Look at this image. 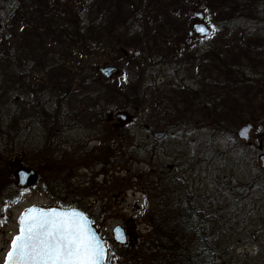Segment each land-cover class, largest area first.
<instances>
[{"label":"rangeland","instance_id":"obj_1","mask_svg":"<svg viewBox=\"0 0 264 264\" xmlns=\"http://www.w3.org/2000/svg\"><path fill=\"white\" fill-rule=\"evenodd\" d=\"M4 1L11 8L0 22V264L25 210L75 205L94 222L112 264H153L162 241L149 217L157 199L180 205L169 194L179 184L190 201L206 195L197 210L211 222L204 236L217 264H264L257 159L264 155V0ZM71 7L87 19L83 33L69 19ZM193 12L203 15L209 37L187 36ZM83 55L92 57L88 66ZM136 61L161 65L147 105L138 121L112 120L129 116L125 76ZM105 66L116 69L107 79L99 73ZM233 68L260 78L243 80ZM247 122L254 125L248 146L229 133ZM136 123L167 135L134 154L115 131ZM103 149L115 154L102 166L95 157ZM19 168L34 173L32 186L18 187ZM150 180L160 188L147 191ZM223 216L238 226L224 227ZM117 226L123 245L112 239ZM171 263L183 264L182 255Z\"/></svg>","mask_w":264,"mask_h":264},{"label":"trees","instance_id":"obj_2","mask_svg":"<svg viewBox=\"0 0 264 264\" xmlns=\"http://www.w3.org/2000/svg\"><path fill=\"white\" fill-rule=\"evenodd\" d=\"M8 5L9 3L7 1L5 2L4 0H0V22L2 16L10 11L11 6ZM68 12H69L68 16L69 19L71 20V23L73 22L77 28H80L79 30H81V33H83L87 26V19L84 16H82V14L79 13L78 8L71 7L69 8ZM130 28L131 27H129L128 29ZM88 57L89 56L87 55L84 56V61H85L84 66H88L91 62L92 57L89 58ZM84 66L78 70L79 73H83ZM159 68H161V65L158 66L154 62L139 63V61H136L134 62V74L125 76L126 77L125 80H127L128 83L126 90H128V92L131 94V99H132L131 103L133 105L127 103V107L123 109L128 111L129 113L128 117L131 120L135 119L138 116V114H141L144 107H146L148 102L146 97V92L149 89V87L153 85L154 83L153 80L155 78L154 75L159 73L158 70ZM232 70L237 74V76H239L241 79L246 81L251 80L255 82L258 81L260 78L257 75H248V73L237 68H233ZM24 72L25 71L23 70V73ZM219 122H216L218 127L215 130L216 131L219 130L220 131L219 135H220L222 132L218 128H220L222 123ZM56 123H60V121H57ZM151 132L152 130L150 129L149 126L147 127L144 124L139 125V123L138 124L136 123V125L134 124V126L131 125V130L129 131L116 130L115 135L126 137L123 140L130 141V145L133 148L132 152L134 154H138V152L136 151V147L140 146L142 142H144V144L146 145L148 144L147 143L148 141H150L149 143L155 142L153 139H151L150 136ZM229 133H230V137L235 138V132L234 133L229 132ZM146 145H144L143 148H145ZM88 154L90 156L93 154V152L89 151ZM114 154H115L114 151L110 152L107 149H103V153L100 154V157L98 155L95 158H101L100 164L103 166L104 164H107L106 161H108L109 158H112ZM129 155H131V152H129ZM120 164L123 165L122 161H120ZM160 182L161 181L153 182L150 180L148 185H150L151 187H148L147 191H151L154 189L156 190L160 188ZM180 187L181 184H179L178 186L174 185L173 188L174 190L172 191L170 190L169 192L171 197L173 199H177L178 201L182 197ZM48 192H50L53 195L57 194V196H59L60 198L62 196L60 195V193H58V191H50L48 189ZM74 196L78 197L77 194ZM198 198L199 199L197 202V208H194L193 211H189V212L185 211L187 209L188 210L192 209L191 205L188 203L190 200L188 195H186L185 198L180 201V205L182 202H185V204L182 205L181 207L180 206L176 207L175 205L173 206L171 201H168V204L163 206L160 200L157 199V203L159 204L158 205L159 210L155 214V216L149 217L150 218L149 222L154 228V230L152 231V236L156 237L157 241L158 239L161 240L162 243L160 246L156 247L155 251L152 252L151 258L153 264H172L171 258H177V257L180 258L181 255H182L183 264H186L185 261L192 264H217L215 257H217L219 254L216 250H214V248L213 249L211 248L213 244H210L211 241L205 237L206 224L210 225L211 222L209 221V217L204 219L200 214L201 211L197 210L198 207H200L199 202H202L203 199H206V195L203 194L202 197H198ZM209 206L211 207V205ZM75 207L82 210V208L78 207L77 205H75ZM221 219L224 220V225H223L224 227L227 226L232 227V225H236L235 221H230L229 217L223 216V218L221 217ZM171 222H174L175 225L174 226L169 225ZM236 226H238V224ZM219 238H223V237L221 236ZM216 244H217V249H219L221 246V240H217ZM180 246L182 248L184 247V249H182ZM111 256L112 257L109 260L111 261L112 264L113 262L112 260L114 258V254L112 253V251H111Z\"/></svg>","mask_w":264,"mask_h":264},{"label":"snow or ice","instance_id":"obj_3","mask_svg":"<svg viewBox=\"0 0 264 264\" xmlns=\"http://www.w3.org/2000/svg\"><path fill=\"white\" fill-rule=\"evenodd\" d=\"M84 219L77 212L29 209L19 221V235L10 244L5 264H102L105 248ZM115 231L123 242L121 230Z\"/></svg>","mask_w":264,"mask_h":264},{"label":"water","instance_id":"obj_4","mask_svg":"<svg viewBox=\"0 0 264 264\" xmlns=\"http://www.w3.org/2000/svg\"><path fill=\"white\" fill-rule=\"evenodd\" d=\"M196 7V6H195ZM193 18L198 20L199 22L197 24H195L193 26V33L198 35V37L200 38H204V37H207L209 36V30L207 29V27L201 23V21L203 20V15L201 13H198V12H193L192 14ZM200 29H203V32L200 31ZM188 36L191 37L192 36V32H189L188 33ZM102 75H104V77L109 78L113 72H114V68L112 67H105L103 69H100L99 70ZM116 117L120 118L121 121H126L128 119L127 116H124V115H117ZM254 129V126L253 124L247 122L246 124L242 125L241 127H239L236 131V137L238 138V140L244 142V143H248L249 140H250V133L252 132V130ZM166 136V133L165 132H154L152 134V137L155 139V140H160L162 139L163 137ZM245 136L247 138H245ZM258 161L260 162V168L264 171V156H260L259 158H257ZM15 177L17 178V185L18 187H26V186H32L35 182V176H34V173L30 170L26 171L22 168H19L18 171L15 172ZM29 209H35L37 213L39 212H50V211H57V212H77V213H80L82 214V216L85 218L83 223L85 225V227L89 230V232L96 238V240H98L102 246H104L105 248V245L103 243V241L101 240L98 232L95 230V228L93 229V226L91 225V222L90 220L87 218V216L85 215L84 212H81L80 210H77V209H67V210H64V209H57V208H53V209H41V208H38V207H31ZM29 209L25 210L24 213H26ZM23 213V214H24ZM23 214L21 216V218L23 217ZM20 218V220H21ZM19 220V221H20ZM116 229H120L121 232H122V241L120 239L117 238V233H116ZM112 235H113V239L116 243L120 244V245H123L125 244L126 242V235H125V232L123 231L122 228L120 227H115L113 232H112ZM5 264V262H4ZM102 264H108V262L102 261Z\"/></svg>","mask_w":264,"mask_h":264},{"label":"flooded vegetation","instance_id":"obj_5","mask_svg":"<svg viewBox=\"0 0 264 264\" xmlns=\"http://www.w3.org/2000/svg\"><path fill=\"white\" fill-rule=\"evenodd\" d=\"M191 37H192V36H191ZM191 37H189V38H191ZM113 119H115V118H112V120H113ZM181 196H182V197H181V199L179 200V202L185 198V196H183V195H181ZM197 202H198V201H197ZM197 202H196L195 200H193V201H190V200H189L188 203L191 205V208H192V209H189V210L187 209V210H185V211H186V212L193 211L194 208H196L195 206H196ZM184 204H185V202H182L181 205H179V206L181 207V206L184 205Z\"/></svg>","mask_w":264,"mask_h":264}]
</instances>
